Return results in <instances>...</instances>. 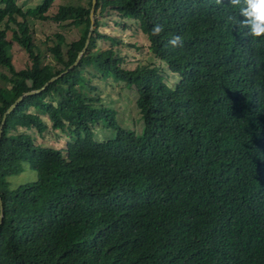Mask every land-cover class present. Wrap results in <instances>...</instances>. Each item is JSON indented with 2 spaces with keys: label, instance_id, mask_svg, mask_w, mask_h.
<instances>
[{
  "label": "trees",
  "instance_id": "trees-1",
  "mask_svg": "<svg viewBox=\"0 0 264 264\" xmlns=\"http://www.w3.org/2000/svg\"><path fill=\"white\" fill-rule=\"evenodd\" d=\"M54 1L23 10L0 0V67L8 69L0 126L21 95L67 70L86 45L93 0L45 15ZM109 9L139 22L176 79L169 84L154 64L123 67L121 41L94 29L76 66L18 103L0 141V264H264V40L232 27L229 17H243L230 0H97L96 26ZM32 14L81 26V36L63 51L58 34L48 48L55 62H45ZM157 24L164 31L153 36ZM177 35L182 47L168 43ZM99 39L110 46L98 48ZM14 42L30 66L16 69ZM97 77L134 88L141 132L89 93ZM40 112L68 135L64 150L16 132L44 133ZM99 124L114 134L98 140ZM21 162L38 177L12 188Z\"/></svg>",
  "mask_w": 264,
  "mask_h": 264
},
{
  "label": "rangeland",
  "instance_id": "rangeland-1",
  "mask_svg": "<svg viewBox=\"0 0 264 264\" xmlns=\"http://www.w3.org/2000/svg\"><path fill=\"white\" fill-rule=\"evenodd\" d=\"M44 0H17V3L27 10L28 8H34L41 4ZM89 0H55L50 9L45 15L52 16L56 14L61 5H88ZM98 19L100 24L95 25L94 29H98L101 33L110 34L111 36H117L120 44L115 45L114 49L119 50L120 56L124 58L122 64L127 69H134L138 65H156L164 70L165 74H168L169 84H173L176 75H173L168 70L167 64L154 57L149 49L150 42L146 34H144L139 28V22L130 17H124L115 10H108L105 13L99 14ZM22 20V17H19ZM28 22L31 33L33 35L36 46L41 49L45 62H55L53 53L48 49L58 43V34L64 36L62 42V49L66 51L68 44L74 40H78L81 36V26H75L69 24V22H57L51 19L44 20L36 15H29ZM13 27H16L13 24ZM8 38L11 39V34L8 32ZM110 40L99 39L97 46L100 49H106L110 46ZM13 61L16 69H23L32 64V59L28 53L19 46L17 43H13ZM0 73H8V69L0 67ZM85 79L88 80L90 75L85 72ZM3 81L0 78V84ZM91 83L94 84L97 89L90 90L89 93L96 94L100 97L98 104H104L113 107L117 112V118L121 125L126 128L133 129L136 132H141L143 123L140 116V111L136 105L137 94L134 88L129 87L123 81H116L113 77L107 79H101L99 77L92 78ZM87 85V83H85ZM31 111H35L34 108ZM41 117L48 125V129L39 134L35 128L24 129L19 127L17 133L26 132L32 134L37 144L52 146L64 150L66 142L69 140L68 135L62 132L60 129H53L52 122L46 112H40ZM113 133L112 130H106L102 124H99L95 129V137L98 140L106 139ZM22 171L18 175H12L9 177L12 188H17L20 185L37 179V171L32 169L28 162H21Z\"/></svg>",
  "mask_w": 264,
  "mask_h": 264
},
{
  "label": "clouds",
  "instance_id": "clouds-1",
  "mask_svg": "<svg viewBox=\"0 0 264 264\" xmlns=\"http://www.w3.org/2000/svg\"><path fill=\"white\" fill-rule=\"evenodd\" d=\"M216 5H224V0H214ZM230 6L238 10L239 16L243 19H238V17H229L232 21V27L238 26L239 29H247L244 35L250 36L252 41L255 42L258 39L264 40V0H230ZM164 31L162 25H155L151 34L153 36H158ZM173 47H182V38L177 35L168 41Z\"/></svg>",
  "mask_w": 264,
  "mask_h": 264
},
{
  "label": "water",
  "instance_id": "water-1",
  "mask_svg": "<svg viewBox=\"0 0 264 264\" xmlns=\"http://www.w3.org/2000/svg\"><path fill=\"white\" fill-rule=\"evenodd\" d=\"M96 3H97V0H93V4H92V8H91V13H90V18H91V27H90V31L88 33V39L86 41V45L85 47L83 48V50L79 53L78 55V58L77 60L67 69L65 70L64 72L60 73L59 75L57 76H54L52 77L48 82H46V84L38 89V90H32V91H29V92H26L25 94L21 95L9 108L8 110L4 113V116H3V120H2V124L0 126V141H1V138H2V134H3V127H4V123L7 119V116L15 109V107L18 105V103L27 95L29 94H34V93H38L40 91H42L43 89L46 88V86H48L51 82L55 81L56 79H58L59 77H61L64 73L68 72L71 68H73L74 66H76L82 55L84 54L88 44H89V41H90V37L92 36V33H93V30H94V27H95V9H96ZM0 207H1V211H0V224L3 222V218H4V212H3V202H2V198L0 197Z\"/></svg>",
  "mask_w": 264,
  "mask_h": 264
}]
</instances>
